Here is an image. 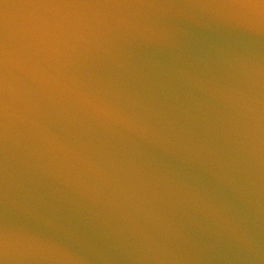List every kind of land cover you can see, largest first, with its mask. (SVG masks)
I'll use <instances>...</instances> for the list:
<instances>
[{"label":"clouds","instance_id":"9594fccd","mask_svg":"<svg viewBox=\"0 0 264 264\" xmlns=\"http://www.w3.org/2000/svg\"><path fill=\"white\" fill-rule=\"evenodd\" d=\"M202 16L264 31V0L3 5L0 264L113 259L96 249L82 216L118 241L122 264H203L209 235L249 264H264L253 220L264 214V53L226 55L222 78L178 69L155 99L86 71L98 59H118L133 41L174 46L178 21ZM175 146L211 164L248 219L205 212L189 188L158 175L150 151ZM20 216L43 219L63 241L23 230Z\"/></svg>","mask_w":264,"mask_h":264},{"label":"water","instance_id":"95a60500","mask_svg":"<svg viewBox=\"0 0 264 264\" xmlns=\"http://www.w3.org/2000/svg\"><path fill=\"white\" fill-rule=\"evenodd\" d=\"M103 0H0V31L3 29V5L41 3H99ZM204 3L244 0H199ZM32 10H28L31 12ZM13 24L17 23L12 21ZM181 31L174 46L133 41L123 44L116 60L94 61L86 71L102 83L126 87L146 98L155 99L159 83L178 69L196 68L210 77L222 78L217 70L223 58L248 50L264 53V31H251L243 19L202 16L199 19L178 21ZM199 94V93H195ZM150 163L155 172L170 181L189 188L202 203L205 212L219 215L238 214L248 219L250 213L238 194L224 177L209 163L197 159L186 148L175 146L152 149ZM87 225L96 249L103 256L94 264H122L115 258L118 241L102 226L91 224L87 216L77 217ZM256 237L264 243V214H254ZM2 222V218H0ZM16 223L23 230L49 242H62L64 237L47 228L39 217L20 216ZM193 231L199 233L196 225ZM207 242L203 264H249L236 249L219 243L214 236H204Z\"/></svg>","mask_w":264,"mask_h":264}]
</instances>
